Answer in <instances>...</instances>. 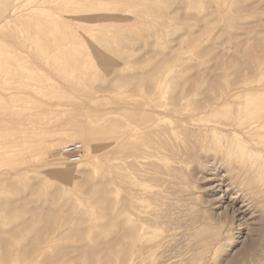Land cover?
I'll use <instances>...</instances> for the list:
<instances>
[{
  "label": "rangeland",
  "instance_id": "374dc122",
  "mask_svg": "<svg viewBox=\"0 0 264 264\" xmlns=\"http://www.w3.org/2000/svg\"><path fill=\"white\" fill-rule=\"evenodd\" d=\"M261 120L264 0H0V264H264Z\"/></svg>",
  "mask_w": 264,
  "mask_h": 264
},
{
  "label": "bare ground",
  "instance_id": "6f19581e",
  "mask_svg": "<svg viewBox=\"0 0 264 264\" xmlns=\"http://www.w3.org/2000/svg\"><path fill=\"white\" fill-rule=\"evenodd\" d=\"M139 6H141V4H139ZM107 10V9H106ZM12 9L9 11V16H12ZM51 14V13H50ZM43 16V15H42ZM41 16V17H42ZM48 16H49V14H48ZM7 19H8V17H7ZM26 19H29V18H26ZM6 20V17H3V19L1 20V22H3V21H5ZM47 20V19H46ZM64 20V19H63ZM56 21V20H55ZM57 22V21H56ZM39 23V22H38ZM46 23H49V22H47L46 21ZM59 26V25H58ZM60 28V27H59ZM59 28H57L55 25H51V24H43V26L40 28V31L41 32H43V33H46V34H51V35H58V34H62V32L60 31V29ZM70 32H68V34H69ZM72 33V32H71ZM72 36V35H71ZM74 36V35H73ZM75 37V36H74ZM73 38V37H72ZM73 41H75L74 39H73ZM60 42V40L57 42V44ZM56 43V42H55ZM80 43V42H79ZM79 43H77L78 45H79ZM78 47V46H77ZM76 48V47H75ZM78 52V51H77ZM78 53H80V52H78ZM70 54H72V53H70ZM68 58V57H67ZM68 59H71V57L70 58H68ZM17 65H18V63H16ZM22 65H20L19 67H21ZM18 67V68H19ZM19 69H24V68H19ZM63 70H64V68H62ZM8 70V69H7ZM262 128H264V120H261V121H254V122H251L249 125H247L246 127H244V132H243V134L244 135H246V136H251V135H253L254 134V132H257L258 130H261ZM93 131H95L94 129H92ZM97 130H98V128H97ZM108 130V129H107ZM114 130V129H113ZM91 131V130H90ZM88 132V131H78V132H75V133H73V134H71V135H67L66 136V138H64V139H62L61 141H60V143H59V146H60V144L61 143H64V142H67L68 141V139H71V138H81V143H84L85 145H86V147H89V148H91V149H95L94 147L95 146H97V138L100 136V135H97V133H96V139L97 140H95V139H93V136L91 135V133L93 134V135H95L94 134V132ZM103 131V130H102ZM98 132H99V130H98ZM106 132V131H105ZM105 132L102 134L103 135V137L105 136ZM112 132V131H111ZM119 132V131H118ZM242 132V131H241ZM125 133H126V131H125ZM130 132H128V133H126V135H123L125 138H129V136H128V134H129ZM100 134H101V132H100ZM113 134L116 136V134L113 132ZM113 134H112V137H113ZM102 135H101V138H103L102 137ZM107 135H109V137H110V135L111 134H108V132H107V134H106V137H108ZM243 136V135H242ZM106 137H104L105 139H106ZM122 137V136H121ZM127 138V139H128ZM108 139V138H107ZM124 139H123V137H122V139H119V138H116V139H112V140H105V142H103V144H101V145H104V144H107L108 146H110L111 148H113V149H115V153H118L119 152V150L120 149H126V151H127V149H129V147L128 146H130V144H128V146L127 145H125V142L123 141ZM81 143H79L80 144V146H81ZM38 144V146H41L42 145V143H37ZM78 144V143H77ZM125 145V146H124ZM124 146V147H123ZM118 147H120V148H118ZM82 148V147H81ZM82 151H83V148H82ZM121 152H122V150H120ZM125 151V152H126ZM86 152L88 153L89 152V149L87 148V150H86ZM128 152V151H127ZM122 153H124V151L122 152ZM115 170H116V168H113L111 171L112 172H115ZM112 172H111V174H112ZM108 179H106V178H103V179H101L100 181H99V187H100V189H101V191L103 192L102 194L103 195H105L106 193V191L108 190ZM52 214L50 213V212H48L47 213V216L49 217V216H51Z\"/></svg>",
  "mask_w": 264,
  "mask_h": 264
},
{
  "label": "built area",
  "instance_id": "2783aa9c",
  "mask_svg": "<svg viewBox=\"0 0 264 264\" xmlns=\"http://www.w3.org/2000/svg\"><path fill=\"white\" fill-rule=\"evenodd\" d=\"M59 154L67 163L76 165L82 158V148L77 143L67 144L61 147Z\"/></svg>",
  "mask_w": 264,
  "mask_h": 264
}]
</instances>
